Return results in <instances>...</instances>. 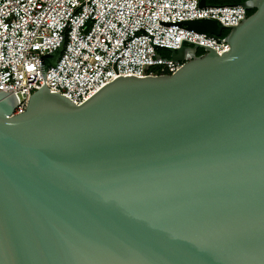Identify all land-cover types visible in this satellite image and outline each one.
I'll return each mask as SVG.
<instances>
[{
	"label": "water",
	"instance_id": "water-1",
	"mask_svg": "<svg viewBox=\"0 0 264 264\" xmlns=\"http://www.w3.org/2000/svg\"><path fill=\"white\" fill-rule=\"evenodd\" d=\"M238 5L183 23L229 49L167 50L172 74L76 105L45 86L63 33L22 112L0 91V264H264V0Z\"/></svg>",
	"mask_w": 264,
	"mask_h": 264
},
{
	"label": "built area",
	"instance_id": "built-area-1",
	"mask_svg": "<svg viewBox=\"0 0 264 264\" xmlns=\"http://www.w3.org/2000/svg\"><path fill=\"white\" fill-rule=\"evenodd\" d=\"M202 0H0V91L17 97L15 113L43 86L38 58L65 40L45 86L79 105L117 77L169 75L181 62L159 54L197 45L222 54L219 39L183 23L215 20L234 27L240 5L200 6ZM244 12V17H243ZM158 55V57L156 56Z\"/></svg>",
	"mask_w": 264,
	"mask_h": 264
},
{
	"label": "trees",
	"instance_id": "trees-1",
	"mask_svg": "<svg viewBox=\"0 0 264 264\" xmlns=\"http://www.w3.org/2000/svg\"><path fill=\"white\" fill-rule=\"evenodd\" d=\"M246 0H205V3L207 5H236V4H240L241 2H244ZM253 11H249L248 15H250ZM223 35H227L228 31H223L222 32ZM159 54L163 57L169 58L170 57V53L168 51L165 50H159L158 51ZM203 54V51L198 49L197 51V55L200 56Z\"/></svg>",
	"mask_w": 264,
	"mask_h": 264
}]
</instances>
